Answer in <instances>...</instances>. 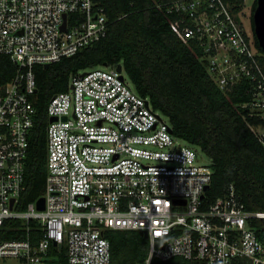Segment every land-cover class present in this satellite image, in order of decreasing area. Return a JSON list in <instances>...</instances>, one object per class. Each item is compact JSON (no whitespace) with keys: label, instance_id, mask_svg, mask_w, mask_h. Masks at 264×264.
Masks as SVG:
<instances>
[{"label":"built area","instance_id":"built-area-1","mask_svg":"<svg viewBox=\"0 0 264 264\" xmlns=\"http://www.w3.org/2000/svg\"><path fill=\"white\" fill-rule=\"evenodd\" d=\"M155 7L175 14L171 31L201 51L220 91L248 85L250 100L241 107L264 121L263 56L239 13L224 0H160ZM107 32V17L93 0H0V55L16 67L0 87V227L33 220L43 232L36 245L28 237L0 241V258L49 264L53 246L65 248L69 264H111L103 232L114 229L148 235L143 264L174 258L264 264V241L250 225L264 212L245 210L232 187L204 206L211 163L170 132L168 119L134 91L121 63L79 71L66 92L50 98L44 210L36 202L16 210L36 117L34 68L71 57ZM260 128L251 130L264 149Z\"/></svg>","mask_w":264,"mask_h":264},{"label":"trees","instance_id":"trees-1","mask_svg":"<svg viewBox=\"0 0 264 264\" xmlns=\"http://www.w3.org/2000/svg\"><path fill=\"white\" fill-rule=\"evenodd\" d=\"M107 17L106 36L71 57L62 58L47 68H34L37 91L32 98L36 110L28 135L24 186L17 211H25L43 194L46 162V115L50 98L66 92L71 75L103 65L121 63L134 91L148 98L154 111L164 115L176 138L211 163L209 188L202 200L204 206L228 195L230 187L250 212H264V149L251 127L264 124L258 116L241 107L250 100L248 85L242 83L225 94L210 79L201 51L185 45L170 29L175 14H166L155 5L160 0H93ZM238 14L244 0H224ZM256 0L252 5V15ZM251 15V27L253 22ZM254 47L262 54L254 37ZM16 67L0 55V87L9 83ZM250 225L264 241V219ZM28 228V229H27ZM39 223L7 220L0 227V241L24 240L32 245L42 238ZM111 264H143L149 242L142 232L108 229ZM49 264H69L65 248L48 251ZM153 264H191L182 258Z\"/></svg>","mask_w":264,"mask_h":264},{"label":"water","instance_id":"water-1","mask_svg":"<svg viewBox=\"0 0 264 264\" xmlns=\"http://www.w3.org/2000/svg\"><path fill=\"white\" fill-rule=\"evenodd\" d=\"M252 22H253L254 36L257 40L259 48L264 52V0H256V7L252 15ZM103 66H106V64ZM44 67L47 68L48 65ZM117 70L120 71V66L118 67ZM54 120L56 119L55 118L50 119V121H54ZM170 132H172V130ZM207 188L208 187H206V189ZM12 203H13V200L11 201V205ZM35 204H36V209L38 211L44 210V199L43 198H39ZM143 235H144V238L147 239L148 235L146 233H144Z\"/></svg>","mask_w":264,"mask_h":264},{"label":"rangeland","instance_id":"rangeland-1","mask_svg":"<svg viewBox=\"0 0 264 264\" xmlns=\"http://www.w3.org/2000/svg\"><path fill=\"white\" fill-rule=\"evenodd\" d=\"M255 0H244V4L242 9L239 12V18L241 23L249 36V38L253 41L254 40V32L252 31L251 27V13H252V5ZM262 132H264V128H260ZM199 154V159L201 158L203 162L208 163L209 159L201 152L197 151ZM0 264H19L18 260L15 258H0Z\"/></svg>","mask_w":264,"mask_h":264}]
</instances>
